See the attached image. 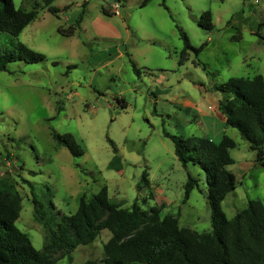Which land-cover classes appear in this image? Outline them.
<instances>
[{"label": "rangeland", "instance_id": "1", "mask_svg": "<svg viewBox=\"0 0 264 264\" xmlns=\"http://www.w3.org/2000/svg\"><path fill=\"white\" fill-rule=\"evenodd\" d=\"M84 1L82 22L72 35H62L58 28L73 24ZM144 1L54 0L59 10L51 13L43 0H13L26 10L37 6V15L17 38L0 32V41L8 47L21 41L45 59L10 62L0 70V176L10 175L21 195L15 225L35 248L43 245L44 229L33 216V196L44 203L50 198L69 214L83 193L88 198L103 185L122 206L135 198L146 201L145 208L165 201L161 214L178 212L179 226L211 229L205 172L198 165L182 167L163 132L208 136L205 131L218 126L202 112L219 115L214 106L223 95L212 85L231 76L264 78V0ZM102 6L115 13L104 15ZM204 10L212 13V30L199 25ZM177 25L191 45L205 44L196 55L188 51L181 63ZM116 97L126 101L125 109ZM227 129L237 143L227 166L236 188L222 201L230 215L248 200H264V168L239 131ZM53 131L72 134L83 154L74 156L57 144ZM143 170L149 187H137ZM188 172L198 186L184 200ZM109 237L102 230L71 252V262L58 252V264H101Z\"/></svg>", "mask_w": 264, "mask_h": 264}, {"label": "trees", "instance_id": "2", "mask_svg": "<svg viewBox=\"0 0 264 264\" xmlns=\"http://www.w3.org/2000/svg\"><path fill=\"white\" fill-rule=\"evenodd\" d=\"M54 0H43V7L57 13ZM146 0L143 2L145 3ZM84 1L73 24L59 27L65 36L74 33L82 20ZM104 15H112L102 6ZM37 15V6L30 10L15 7L13 0H0V32L17 38L22 29ZM199 25L212 30V13L204 10ZM180 30L183 48L180 63L188 51L198 54L205 45L194 47L185 32ZM237 34L233 39L237 40ZM45 59L44 54L34 51L18 41L8 47L0 41V70H6L10 62H37ZM204 68V67H203ZM134 71L138 69L134 66ZM213 89L223 93L217 108L223 115L225 127L236 128L241 137L256 154L255 162L264 168V78L260 73L253 76H231L226 81L214 83ZM120 109L126 108V101L116 97ZM173 144L174 154L181 166L198 165L206 175L208 183L207 200L211 211L210 231L197 232L178 224L179 213L161 214L162 205L143 207L138 199L130 206H122L108 195L107 186L87 198L83 193L72 213H62L49 198L44 203L32 197L33 216L44 229L41 248H35L26 232L20 230L15 221L21 210V195L12 177L4 173L0 177V264H58L55 254L61 252L72 261L71 252L78 246L93 242L99 233L107 229L109 239L103 243L101 264H264V200L251 199L232 217H227L222 201L236 188L235 175L227 169L234 162L230 149L237 143L224 133L219 141L207 136L181 135L163 132ZM56 143L67 147L74 155L83 154L82 147L70 133L52 132ZM114 161H117L116 147L112 141ZM9 157V156H8ZM113 162V161H112ZM120 169V165H114ZM141 184L149 187L146 170L141 174ZM198 186V179L187 173L184 183V200L191 190ZM151 194V192H150ZM153 198V196H150ZM149 198V199H150ZM82 264H96L87 259Z\"/></svg>", "mask_w": 264, "mask_h": 264}, {"label": "crops", "instance_id": "3", "mask_svg": "<svg viewBox=\"0 0 264 264\" xmlns=\"http://www.w3.org/2000/svg\"><path fill=\"white\" fill-rule=\"evenodd\" d=\"M81 22H82V20H81ZM262 40L264 41V37H262ZM217 103H218V101H217ZM217 103L215 104V109L217 110V112L219 113V115L218 114H215L214 113V111H213V113H214V117H216V118H214L213 116H210L208 113H206V112H202V113H205V116H207L210 120H211V122H212V124H215L216 126H218V129L216 128L215 130H206L205 132H209L207 135V137H209V138H211L212 140H214V141H219L220 139H221V137H222V135L224 134V133H226L227 134V132H228V129H227V127H225L224 126V123H223V115L219 112V110H218V108H217ZM212 107H213V105H212ZM213 107V108H214ZM211 108V107H210ZM210 110V109H209ZM195 114L196 115H198L197 114V110H196V112H195ZM1 177V176H0ZM235 193V192H234ZM154 198V197H153ZM162 204H165V201H162V203H160L159 205H162ZM163 208H164V206H163ZM162 211H163V209H162ZM225 212V211H224ZM237 212V211H236ZM235 212V213H236ZM162 213V212H161ZM235 213H231L230 215H228L226 212H225V214H226V216L227 217H232Z\"/></svg>", "mask_w": 264, "mask_h": 264}]
</instances>
